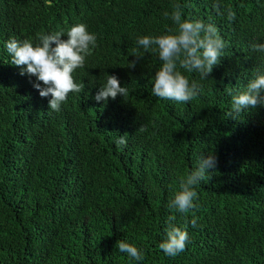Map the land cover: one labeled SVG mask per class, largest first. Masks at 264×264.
Instances as JSON below:
<instances>
[{
	"label": "trees",
	"instance_id": "trees-1",
	"mask_svg": "<svg viewBox=\"0 0 264 264\" xmlns=\"http://www.w3.org/2000/svg\"><path fill=\"white\" fill-rule=\"evenodd\" d=\"M214 2L0 0V264H264V105L227 115L232 95L264 74V52L252 48L264 43V0H222L221 11L236 12L231 22ZM175 3L183 18L214 24L227 45L207 79L180 69L203 89L187 103L152 94L162 61L136 42L175 27L163 16ZM80 23L97 46L73 73L82 91L53 111L5 43L36 44L37 33ZM107 75L128 95L96 101ZM201 155L217 164L195 186L198 207L186 216L170 210ZM173 215L188 233L175 257L158 247ZM120 240L144 259L120 252Z\"/></svg>",
	"mask_w": 264,
	"mask_h": 264
},
{
	"label": "clouds",
	"instance_id": "clouds-1",
	"mask_svg": "<svg viewBox=\"0 0 264 264\" xmlns=\"http://www.w3.org/2000/svg\"><path fill=\"white\" fill-rule=\"evenodd\" d=\"M171 7L172 11H165L163 16L165 19H171L175 27L168 28L165 34L158 36H140L136 42L145 52L151 50L158 53L162 61L154 75L152 94L162 99L187 103L203 89L198 81L190 82L180 69L189 73L198 72L201 80L207 79L214 66L220 63L227 45L214 24L183 18L180 3H175ZM213 7L218 14L226 15L230 22L236 19V12L230 7H224L221 11L222 0H215ZM64 35L68 37L66 40L62 39ZM36 39L38 40L36 44L30 39L23 41L9 39L5 47L11 57V63L21 67V75L27 74L37 78L38 82L34 87L39 90L41 97L51 96L49 108L58 112L70 92L82 91L83 85L75 82L73 73L78 68L84 67L86 58L92 55L93 49L97 46V38L95 34L89 33L85 24L80 23L66 32L61 30L52 34L37 33ZM252 48L264 52V43L254 44ZM135 53L136 50L133 56L142 59ZM135 63V61L130 62L129 67L134 68ZM113 64L103 66L102 73L106 75ZM39 82L45 87H41ZM262 93H264V74H257L248 81L244 91L232 95V109L227 115L235 118L247 108L264 105ZM118 95L127 96V88L121 87L117 76L107 75L106 83L101 86L95 100L107 101L109 97L114 100ZM138 130L144 132L146 128L141 126ZM126 143L124 135L116 140L117 146ZM216 164L214 155H201L198 166L181 177L180 190L170 197L168 208L185 216L196 209L198 205L194 200L198 198V193L195 186L206 179V174L210 169H214ZM175 219L174 215L169 218L170 227L166 231V239L158 245L166 255L172 257L183 252L188 242L187 231L171 224ZM196 223L197 219L193 215L191 224L195 226ZM116 247L136 261L144 259L141 250L124 240L118 241Z\"/></svg>",
	"mask_w": 264,
	"mask_h": 264
}]
</instances>
